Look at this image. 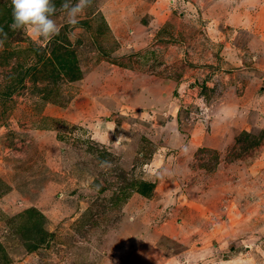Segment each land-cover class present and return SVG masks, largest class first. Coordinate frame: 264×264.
Returning <instances> with one entry per match:
<instances>
[{
    "label": "rangeland",
    "instance_id": "obj_1",
    "mask_svg": "<svg viewBox=\"0 0 264 264\" xmlns=\"http://www.w3.org/2000/svg\"><path fill=\"white\" fill-rule=\"evenodd\" d=\"M53 2L0 0V264H264V0Z\"/></svg>",
    "mask_w": 264,
    "mask_h": 264
},
{
    "label": "clouds",
    "instance_id": "obj_2",
    "mask_svg": "<svg viewBox=\"0 0 264 264\" xmlns=\"http://www.w3.org/2000/svg\"><path fill=\"white\" fill-rule=\"evenodd\" d=\"M91 0H63L61 8L65 11L69 25L78 24V17L84 12ZM12 30H27L35 41H50L60 32V26L54 20L57 11L53 0H11ZM0 34L6 37L3 29ZM3 43V40H0Z\"/></svg>",
    "mask_w": 264,
    "mask_h": 264
},
{
    "label": "trees",
    "instance_id": "obj_3",
    "mask_svg": "<svg viewBox=\"0 0 264 264\" xmlns=\"http://www.w3.org/2000/svg\"><path fill=\"white\" fill-rule=\"evenodd\" d=\"M44 57H41V59H43ZM54 58L57 62V64H59L57 67L58 69H53V70H50V71H59V72H62L64 71L67 72L70 68V65H71V68H73V62H75V59H74V56H72V54L70 56H64V55H61L59 56L56 52L54 53ZM49 62L46 63L45 67L48 65ZM40 65H43V64H40ZM35 66H32V68H30L31 70L34 69ZM48 70V69H46ZM29 71V70H28ZM2 249V248H1Z\"/></svg>",
    "mask_w": 264,
    "mask_h": 264
}]
</instances>
